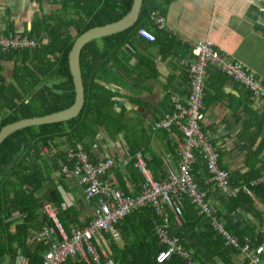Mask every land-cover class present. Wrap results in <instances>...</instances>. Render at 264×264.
<instances>
[{
    "label": "trees",
    "instance_id": "16d2710c",
    "mask_svg": "<svg viewBox=\"0 0 264 264\" xmlns=\"http://www.w3.org/2000/svg\"><path fill=\"white\" fill-rule=\"evenodd\" d=\"M33 1L41 3V0ZM45 1L54 7L53 10L35 14L25 31L28 37L36 38L40 44L31 50L0 52V63L14 61L13 81L16 86L9 84L5 87V79L0 76V98L7 89L12 95L9 103L2 104V109L8 114L0 129L21 119L42 117L69 108L74 102L75 92L68 55L75 39L92 27L122 19L133 3V0ZM163 2L143 0L139 19L133 25L93 39L84 45L80 65L85 87L84 105L77 117L59 123L25 127L11 133L1 142L0 264H13L18 255H23L30 264L40 263L39 248L29 246L28 230L41 228V223L38 222L42 200L39 193L44 187L52 188L50 199L59 208L57 216L62 225L67 228L77 222L75 208L61 210L63 202L57 188L62 177H56V174H59L62 166L70 165L65 151L54 153L49 158L40 156L41 149L43 146L52 147V141L56 139H61L66 145H75L81 141L87 147L94 141L100 128L113 133L121 131L116 127L113 110L119 91L112 90L111 86L136 92V88L142 85L143 69L129 68L128 62L134 55L128 53L125 43H131L141 53V49L146 46L141 43L145 39L138 35L141 27L151 28L155 32L154 43L163 38V31L150 27L149 20L151 12L160 11ZM43 38L46 40L43 41ZM136 54L139 57V53ZM261 125L253 135L248 133L252 136L253 143L258 136L261 137L256 149L249 151L247 156L249 171L244 174H230V181L235 185H250L255 179L264 176V160L257 159L264 150V129ZM153 163L161 167L159 169L163 172L162 177L153 173ZM149 168L155 180L166 178L164 160L153 158ZM201 169L206 171L202 159L197 157V164L193 169L194 177ZM141 176L135 182L139 185L140 192L144 180ZM199 187L206 191L205 200L208 203L218 199L223 209H217L214 213L220 221H225L229 233L240 238L245 234L254 235L257 237L255 245H264V220L260 219V214L257 218L258 225L242 232L233 230L229 221V215L239 209L254 207L256 203L264 207V181L255 186L250 185L252 195L242 193L230 199L213 193L209 184ZM218 206L214 205L216 208ZM13 211H17L22 218L8 221ZM181 213L180 223L172 215L169 230L183 241L186 250L193 252V263L211 264L217 258L224 264H229L231 252L237 254L239 251L224 246L221 237L212 229L209 219L198 215L195 207L186 198L182 200ZM158 224L160 218L151 208L131 211L116 226L123 239V247L110 240L109 236L104 238L114 264H158L156 258L163 249L155 236ZM257 227L262 229L261 232L257 233ZM164 264L185 263L174 257Z\"/></svg>",
    "mask_w": 264,
    "mask_h": 264
},
{
    "label": "crops",
    "instance_id": "0c3cea01",
    "mask_svg": "<svg viewBox=\"0 0 264 264\" xmlns=\"http://www.w3.org/2000/svg\"><path fill=\"white\" fill-rule=\"evenodd\" d=\"M162 1H164L163 7L160 11L155 12L161 14L166 20V27L161 30L163 38L157 43L144 38L145 40L141 43L146 46L145 49H141V53L131 43H128L132 48V51L128 50V53L134 55L128 62L129 68L131 70L143 69L142 85L136 88L138 90L136 92L111 86L112 90L119 91L113 110L116 127L121 131L113 133L100 128L94 141L87 147H84L85 144L81 141L76 142L75 145H66L61 139L52 141V147L43 146L47 147L46 157L49 158L61 150L67 154L69 148H74L77 145L90 156L93 164L113 158L116 167L106 172L104 180L115 183L128 196L140 194V187L135 182L136 178L141 175L134 167V155L138 151H144V155L150 161L153 158L164 160L169 157L173 161L174 168H177L176 140L181 135L179 129L153 130L151 126L155 120L173 111V95L181 98L188 95V77L185 70L179 65L178 59V55H185L188 51L182 38L191 41L210 38L222 53L228 55L230 60L250 67L254 76L264 81V14L261 12L264 0ZM165 2H167L166 5ZM46 5L48 4L45 0H41L40 4L33 0H0V34L26 35L25 31L29 28L34 15L48 12L45 8ZM51 10H53V6L49 11ZM150 27L157 28L152 22ZM45 40L43 38V41ZM136 53H139V57H136L138 55ZM0 66V76L5 79V87L9 84L15 86L13 81L14 61L1 62ZM207 73L204 105L200 117L201 128L210 135L211 142L218 148L223 167L230 174H244L250 169L247 160L249 151L256 149L261 139L258 136L253 143L252 136L248 133H252V135L256 133L260 124L264 129V107L260 101L251 97V92L246 87L227 78L219 71L218 67H210ZM11 97V92L7 89L0 98V125L8 114L5 109H2V104L9 103ZM257 159L264 160V150L257 156ZM122 161H126L127 164L123 165ZM69 164L68 166L72 165L71 162ZM159 168L161 167L156 163L151 166L153 173L162 177L163 172ZM59 176L62 177L63 182L57 186L63 202L61 210L64 211L71 207L75 208L77 213V222L68 227L82 228L91 220L96 200L89 201L83 198L82 186L76 179L65 178L61 170L59 174H56V177ZM195 176L199 185L209 184L213 193L224 197L209 181V175L205 170L201 169L195 173ZM51 190L52 188L48 189L47 187L41 190L39 193V197L42 199L41 205L45 202L52 204ZM201 190L206 193L204 189L201 188ZM209 204L215 211L223 209L217 198L210 201ZM214 205H219V208ZM14 213L18 212L13 211L12 215ZM258 214H260V219L264 220V207L256 203L254 207H246L231 213L229 221L233 230L242 232L258 225ZM206 218L210 221V218L204 217V219ZM220 222L227 231L225 221ZM160 225H162L161 219L157 228ZM68 227L64 228L68 229ZM257 229V233L262 230L259 227ZM30 230H28L29 246L35 247ZM118 233L120 241L117 244L123 247V239L119 230ZM231 235L235 236V234ZM235 237L240 243H244L246 238H251L252 247L257 248L258 246L255 245L257 237L254 235L245 234L242 235V238L238 235ZM165 248L163 245V249ZM229 249L238 250L231 249V247ZM186 251L190 254L189 261L180 259L185 264H194L191 260L193 252ZM228 259L229 264H251L240 251L237 254L231 252ZM260 259L261 264H264V252ZM211 264L224 263L222 260L214 258Z\"/></svg>",
    "mask_w": 264,
    "mask_h": 264
},
{
    "label": "built area",
    "instance_id": "2783aa9c",
    "mask_svg": "<svg viewBox=\"0 0 264 264\" xmlns=\"http://www.w3.org/2000/svg\"><path fill=\"white\" fill-rule=\"evenodd\" d=\"M261 12L264 14V7ZM150 20L160 30L166 27L165 18L158 12L153 11ZM138 34L149 41L156 40L154 31L147 27H141ZM182 41L188 51L185 55H178V59L188 77V95L185 98L173 95V111L155 120L151 126L153 130L179 129L181 135L176 140L177 168H174L171 158H164L167 176L164 180L157 181L149 168L150 160L144 155V151H138L134 155V167L144 180L140 194L128 196L115 183L104 180L106 172L116 167L113 158L93 164L90 156L79 145L69 148L66 155L72 165L62 166L61 171L65 178L76 179L82 186L83 198L89 201L95 199L96 206L86 226H70L65 229L58 219V208L48 202L41 205L38 215L41 228L30 230L34 245L40 250L39 264H114L104 238L109 236L110 240L118 243L120 237L117 224L131 211L141 208L153 209L162 221V225L156 230V237L166 248L158 253L157 263H167L174 257L189 261L190 254L185 250L183 241L169 230L172 215L180 223L181 205L185 198L195 206L200 216L210 218L212 229L221 236L225 246L238 249L251 264H261L264 246L253 248L251 238L240 243L225 230L211 205L205 200L206 193L195 181L193 169L197 164V157H200L209 181L225 198H235L242 193L252 195L250 185L255 186L264 181L262 176L250 185L233 184L230 172L221 163L218 148L200 125L205 81L210 67H218L227 78L246 87L251 92V97L260 101L263 107L264 81L255 77L250 67L230 60L210 38L198 41L182 38ZM39 44L36 38L27 35L0 34V52L31 50ZM125 48L132 51L128 43ZM47 150V147H43L41 155L46 156ZM122 164L126 165L127 162L122 161ZM21 218L19 213H14L8 221ZM13 264H30V261L23 255H18Z\"/></svg>",
    "mask_w": 264,
    "mask_h": 264
},
{
    "label": "water",
    "instance_id": "95a60500",
    "mask_svg": "<svg viewBox=\"0 0 264 264\" xmlns=\"http://www.w3.org/2000/svg\"><path fill=\"white\" fill-rule=\"evenodd\" d=\"M142 3L143 0H133L130 11L122 19L116 22H110L104 25L92 27L75 39L72 49L68 55L69 69L75 92L74 102L69 108L42 117L21 119L4 126L0 130V144L8 135L19 129L29 126L48 125L64 122L77 117L84 105L85 87H83L84 82H82L80 71L81 53L84 45L93 39L116 33L133 25L139 19Z\"/></svg>",
    "mask_w": 264,
    "mask_h": 264
},
{
    "label": "rangeland",
    "instance_id": "374dc122",
    "mask_svg": "<svg viewBox=\"0 0 264 264\" xmlns=\"http://www.w3.org/2000/svg\"><path fill=\"white\" fill-rule=\"evenodd\" d=\"M46 11H49L50 10V8H51V6H49V5H46ZM54 8V7H53ZM215 211V210H214Z\"/></svg>",
    "mask_w": 264,
    "mask_h": 264
}]
</instances>
